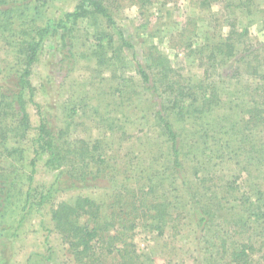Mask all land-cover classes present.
Masks as SVG:
<instances>
[{
  "label": "rangeland",
  "instance_id": "obj_1",
  "mask_svg": "<svg viewBox=\"0 0 264 264\" xmlns=\"http://www.w3.org/2000/svg\"><path fill=\"white\" fill-rule=\"evenodd\" d=\"M29 1L24 2L30 8L36 5L40 10L39 16L34 17L35 26L52 20L57 22L64 14L72 12L80 0H33L30 2L32 7ZM207 1L208 6L202 7L201 0H152L150 10L145 11L146 8L140 9L133 3L135 0H103L112 4L109 11L117 27L130 39L133 51L122 48L115 41L116 31L101 16L86 8L85 15L74 23L69 21L55 30L49 28L30 76L35 100L41 105L47 127L55 133L63 131L67 141L82 139L97 143L100 148L97 153L102 155L97 177L92 174L97 164L87 162V159L77 161L78 167L72 173L78 188H73L64 179L61 189L68 190L60 192L54 198L55 202L79 196L95 199L101 203V212L106 216L97 221L98 227L112 229V223L120 222L127 213L132 214L133 207L141 205V200L139 196L128 200L124 213H121L109 207L108 197L123 195V185L132 182L133 187L136 186L142 174L152 175L148 184L155 187L151 193L153 196L147 199L145 207L138 206L139 222L131 232L120 233V239H127L135 245L140 259L150 258L152 264H166L171 259L173 264H206L203 258L210 254V249L206 254L199 250V246L206 247L207 239H201V232L196 231L197 218L190 199L191 190L187 187L191 188L190 182L201 178L206 190L212 189L217 194L227 192V185L234 179L231 175L237 176L238 169L254 163L246 159L243 150L246 143H241V139H252L255 150L257 146H264L263 103L260 129L252 128L257 123L255 119L260 117H251L247 122L248 109L264 100V80L260 75H250L254 65H264V0ZM241 4L250 7L253 4L255 10L251 15L248 13V17L242 15ZM228 24H233L234 28H228ZM242 30L246 32L238 36ZM0 32L3 38L9 34ZM230 32H233L231 40H234L232 54H225L226 44L218 54L216 45L225 43ZM15 33L12 40L18 41L22 35ZM150 46L161 53L162 66H151ZM2 51L0 49V53ZM132 52L142 63L148 83L138 73ZM200 82H203V90H197L195 96L201 97L204 107H209L208 100L220 105L214 116L183 109L188 107V100H183L182 95L176 98L177 86L186 88ZM175 99L180 101L177 106L173 102ZM199 104L194 107L199 109ZM28 111L35 128L39 125L36 110L30 106ZM157 113L168 119L184 144L180 147L181 154L185 155L181 161L182 171L173 167L168 154L170 144L159 126ZM195 123H202V128L210 136L217 133V145L208 140L201 153L206 154L204 158H196L190 153L189 143L196 139L195 133L199 129ZM14 139L9 141L10 147L17 148L13 157L25 159L23 175L28 177V161L35 148L30 143H16L19 139ZM56 144L59 145V141ZM35 163L33 186L39 188V193L49 188L60 170L47 168L43 156H37ZM171 165L175 173L168 169ZM69 169L73 168L63 166L61 171ZM162 172L163 180H160ZM247 185L242 177L236 179L239 195L248 191ZM226 192L224 197L228 199L231 190L229 194ZM36 197L39 201L41 193ZM163 201L171 209L158 208H166L173 211V217L177 216L176 224L173 221L170 225L179 226L178 235L169 225L156 229L158 224L144 216L154 214L150 203L160 205ZM174 206L177 212H174ZM48 208H37L28 214L10 211L5 217L0 216V257L4 255V262L28 264L30 256L43 253L47 237L53 255L49 264H75L68 245L53 232ZM113 211L115 214H110ZM247 217L239 214L242 221H247ZM217 221L223 225H219V229L225 230L219 237H212L208 229L205 232L210 238L208 246H218L230 224L220 212ZM216 229L212 225V231ZM262 256V252H256L254 261L264 264ZM216 260L208 262L217 264L219 259ZM30 264H34L33 259Z\"/></svg>",
  "mask_w": 264,
  "mask_h": 264
},
{
  "label": "trees",
  "instance_id": "obj_2",
  "mask_svg": "<svg viewBox=\"0 0 264 264\" xmlns=\"http://www.w3.org/2000/svg\"><path fill=\"white\" fill-rule=\"evenodd\" d=\"M24 1L0 0L3 3L0 5V30L9 33L3 38L0 32V49L3 50L0 53V216L5 217V214L10 213V211L28 214L31 210L49 207L53 232L60 236L65 245H68V252L73 263L108 264L109 261V264H152L150 258L141 257L142 259H140V255L133 243L127 241V239H120V233L123 231L127 233L133 230L139 222L137 220L141 216L138 214V208L145 207L148 204L147 199L153 196L151 193L155 187L148 184L152 180V175L150 173L142 174L139 178L141 181H138L136 186L133 187L132 182L128 185H123V195L114 194V196L108 197L110 200L107 202L109 207L112 210L116 208L121 213H124L128 200L136 198L135 196H139L141 200L139 202L141 205L138 204L139 207L132 203V206H135L132 209V214L127 213L118 223L114 221L112 229L98 227L100 224L97 221L103 217L105 219L106 216L101 212V203L95 199L79 196L55 202L54 198L60 192L68 190V188L61 189L64 179H67L73 185V188H78L75 182L76 179L73 178L75 175L72 173L75 171V167H78L77 161L82 160L84 162L87 159V162L97 164L96 170L92 172L94 177H97L99 171H101L102 155L97 153L100 150L97 143H90L82 139L67 141L63 131L59 130L55 133L47 127L42 115L41 105L35 100V90L30 81L32 67L48 35L49 28L55 30L56 27H63L69 21L74 23L85 15L87 12L86 8H90L92 12L101 16L106 24L116 31L115 41L119 42L122 48L133 51L130 39L117 27L109 11L110 6H112L110 2H103V0H80L72 12L64 14L63 18L57 22L52 20L45 24L34 26V17L39 16L40 10L36 5L32 7L30 2L33 0L29 1L32 8L28 4H25L26 2ZM133 3L138 5L140 9L146 8L145 11H149L152 0H135ZM208 3L207 0H201L202 7L208 6ZM239 8L240 13L247 17L248 13L251 15L253 10H255L253 4L251 7L241 4ZM227 26L230 29L234 28L233 24H228ZM15 32L22 35L19 36L18 41L12 40L16 36ZM245 32L246 30H242L238 33V36ZM52 34L51 36L53 37L54 35ZM232 34L233 32L228 33L225 43L222 42L216 45L218 54L222 53L221 49L225 44L227 50L225 54H232L234 50V40H231L233 38ZM148 50L152 51L150 54L152 56L151 61H153L151 66L154 68L162 66L164 59L157 48L150 46ZM262 50L264 51V44ZM131 55L137 66L138 73L144 82L148 83V75L138 56L134 52ZM253 74L254 76L260 75V79L264 80V65H254V69L250 75L252 76ZM168 88L170 89L171 86L168 85ZM197 90L199 92L203 90V82L186 88L177 86L176 98L182 95L183 100H188L187 102H189L190 106L188 105L187 108L183 107V109L190 110L192 113L214 116L216 114L215 109H218L220 105L215 104L212 100H208L209 107H204L201 97L195 96ZM186 100L183 102H186ZM173 102L177 106L180 101L179 99H175ZM198 102H200L198 105L199 109L194 107ZM262 103L264 104V100L258 101L254 108L247 111L250 114L248 123L251 117L253 119L260 117L255 119L257 123L252 128L260 129L262 126ZM30 106L35 108L38 115L39 125L35 128L32 127L28 111V107ZM157 116L159 126L166 136V141L170 144V153L168 154L172 160L173 167L177 171L178 169L182 171L183 164L181 161L185 155L181 154L180 147L184 144L178 139L168 119L159 113H157ZM195 126L199 127V129L195 133L196 139H192L189 143L192 148L190 153L196 156V158H204L206 154L202 155L201 153L204 152L203 150L206 148L207 141L211 140L217 145L218 141L215 140L217 133H212L210 136L202 128V123H195ZM56 137L59 140H55ZM12 138L19 139L15 141L16 143L18 141L20 143L24 142V144L28 143V145L31 144L35 148L34 151H31L33 157L28 161L30 167L28 177L23 175L25 159L13 157L17 148L9 146V141ZM57 141H59V145L56 144ZM241 143H246V147L243 148L247 154L246 159L253 160L254 163L253 165L247 164L246 167L238 169L236 171L237 176L235 174L231 175V178L234 179L227 185L228 191H225L229 194L231 190L228 199L224 197L225 192L217 194L212 189L206 190V187L203 186L205 181L201 178H197L196 182H190L192 183L191 188L187 187L188 190H191L190 199L194 207V215L197 218L195 221L196 231L199 230L198 233L201 232V239H207L205 243L206 247L199 246V250L201 252L204 250V254H206L208 248L210 249V254L203 258L206 264H210L208 261L211 260L217 262L216 258L219 259L217 264H257L259 260L257 262L254 261L256 252L263 253L262 261L264 262V146H257L258 148L255 150L252 139L246 138H242ZM19 150L23 152V149L20 147ZM37 156L45 157V166L50 168V170H60L49 188L45 191L41 190L39 193H37L39 188L33 186L34 179L32 177L35 173V160ZM23 162L24 165H22ZM63 166L73 169H69L67 172L61 171ZM168 169L175 173L172 165L168 166ZM193 170L195 169L193 168ZM252 174H255V176L253 177ZM163 175L164 172L159 176L160 180H163L161 178ZM238 177H242L245 184H248L246 187L248 191H243L240 195V188L236 186V179ZM40 193L41 197L38 201V197L36 196ZM150 204L154 214L150 216L147 213L144 216H149L152 220L151 222L158 224L155 227L156 229L169 225L172 231L174 230L175 235H178L179 226L170 225L173 221L176 224L175 217L177 216L173 217V211L169 212L166 209H171L167 205V202L163 201L160 205L156 203L155 205L153 203ZM158 206L166 208H158ZM173 208L174 212H177L175 206ZM218 212L224 217L225 222L230 224L226 226V234L220 239L219 245L216 247L215 244L208 246L210 238L207 234L205 235L208 229L212 237H219L220 233L225 230L219 229L223 225L217 221ZM113 213L115 214L114 211L110 214ZM240 213L248 215V220H240ZM117 217L120 218V214L117 213ZM249 220L251 221L248 222ZM215 222H218V224L216 225ZM212 225L216 226V230H218L216 234V230L212 231ZM111 230L112 232H110ZM246 234L248 235L247 237ZM104 235H106V238H104ZM7 244L9 245V243ZM43 244V253H35L30 256L28 264L31 263L32 259L34 264H49L53 260L52 248L47 237ZM3 246L5 247V244ZM211 246L212 248H210ZM1 256L3 257L4 255ZM2 257H0V264H8L7 261L4 262L5 260ZM166 264H173V260H167Z\"/></svg>",
  "mask_w": 264,
  "mask_h": 264
}]
</instances>
